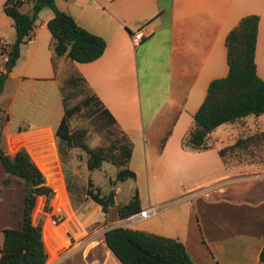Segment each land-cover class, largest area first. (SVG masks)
Segmentation results:
<instances>
[{
    "label": "crops",
    "instance_id": "obj_1",
    "mask_svg": "<svg viewBox=\"0 0 264 264\" xmlns=\"http://www.w3.org/2000/svg\"><path fill=\"white\" fill-rule=\"evenodd\" d=\"M54 1L77 24L103 37L105 45L99 56L86 62L55 54L45 25L52 12L46 6L38 10L32 36L20 44L2 81L0 114L7 116L2 127L5 152L25 147L41 171V163L58 164L53 131L62 114L61 82L79 75L131 141L126 166L134 171L133 179H138L145 165H160L180 182L168 189L173 205L164 209L161 222L145 231L180 240L196 264H264L258 259L264 243V144H248L252 153L234 151L226 162L217 152L239 131L264 128V112L253 116L251 122L245 116L244 124L232 123L237 131L228 142H218L211 131L207 148L190 149L180 142L208 81L226 73L224 36L244 14L258 16L253 58L257 76L264 78V0ZM23 4L30 9L31 0H24L18 6L20 11ZM137 28L143 34L133 41L131 33ZM0 36L6 42L14 38L12 20L4 13ZM4 59L1 52L0 70ZM17 62L21 65L15 69ZM37 82L48 84L34 89ZM123 83L127 94L122 95ZM50 92L52 101L58 102L55 122L49 120L47 98L42 104L40 99ZM32 94H37L36 100ZM35 106L44 108L39 122L33 120ZM136 189L140 208L145 207ZM92 217L85 215L86 227ZM105 229L86 228L78 242L69 240L68 263L121 264L104 243ZM78 250L79 257L73 255Z\"/></svg>",
    "mask_w": 264,
    "mask_h": 264
},
{
    "label": "trees",
    "instance_id": "obj_2",
    "mask_svg": "<svg viewBox=\"0 0 264 264\" xmlns=\"http://www.w3.org/2000/svg\"><path fill=\"white\" fill-rule=\"evenodd\" d=\"M23 1L0 0L2 11L11 18L14 27L13 40L6 42L8 47L0 70V91L3 78L19 54L20 44L32 36L34 19L38 10L44 6L52 12L45 25L51 35L50 44L55 54L65 53L71 59L86 62L103 51V37L77 24L70 14L57 7L54 0H31L30 12L18 9ZM257 19L255 13L244 14L226 32L224 45L227 71L208 81L205 94L192 114V123L181 138L182 146L190 149L207 148L211 146V142L207 141V133L218 124H244L245 116H257L264 112V78L257 76L253 58ZM66 80L70 84H76L82 77L70 75ZM91 101L96 104L98 112L106 118L108 124L114 123L113 116L95 95L89 94L80 103L68 105L67 98L62 94V114L53 131L62 163L64 147L76 145L87 153V169L99 166L106 159L117 166L115 180L133 179L134 171L126 166L131 141L121 130L120 136L114 137L106 146L89 147L81 138L84 129H69V116L80 105H87ZM6 118V115L0 114V168L4 173L1 181L8 184L12 176L17 178L22 185V195L16 223L0 227V264H44L47 252L42 239V221L40 218L32 221L31 210L37 195L43 196V207L49 209L48 202L53 190L45 182L42 171L25 147L19 146L12 152H5L2 127ZM168 130L161 137L160 144ZM261 142L264 144V128L250 132L241 130L231 143L219 146L217 152L222 161L226 162V157L234 151L248 150L247 152L252 153V148H247L248 144ZM84 193L99 206L103 214L113 204L114 190L110 188L101 193L89 177L86 179ZM138 209L139 196L134 187L129 198L117 206L116 212L119 216H126ZM103 240L121 264H196L189 257L183 243L174 237L126 225H114L103 231ZM258 259L264 261V243L259 249Z\"/></svg>",
    "mask_w": 264,
    "mask_h": 264
},
{
    "label": "rangeland",
    "instance_id": "obj_3",
    "mask_svg": "<svg viewBox=\"0 0 264 264\" xmlns=\"http://www.w3.org/2000/svg\"><path fill=\"white\" fill-rule=\"evenodd\" d=\"M56 1L58 3L61 2V0ZM20 9L24 12L30 11L28 4H23ZM3 13L0 10V17ZM20 65L21 63L17 62L14 68L17 69ZM62 72L64 71H60L59 77H61ZM46 84L48 83L37 82L33 87L34 89H39ZM60 91L67 98L68 105L80 103L85 96L91 94L82 80H78L76 84H70L67 80H64L61 82ZM124 93L127 94V86L125 83L122 85V95ZM31 96L33 100L37 99V94H32ZM44 97L42 95L40 98L41 104L47 98L46 101L51 106L49 120L55 122L53 112L58 108V102L54 103L52 101V92L47 97ZM43 111V107L36 109L35 106L33 120L37 122L42 120V116L44 115ZM252 117L253 115H247V121L251 122ZM68 126L70 130L84 129V135L81 138L89 147H104L114 137L120 136L119 129L114 123H107L106 118L98 112L96 104L93 101L87 105H80L69 116ZM236 131L237 127L235 124L224 122L211 130L210 134L218 142L221 140L225 143L233 139ZM53 141L58 164L55 166L52 164L46 165L45 163L40 164L43 167L42 173L45 177V182L53 190L48 202L49 209H44L43 207V196L37 195L31 210L32 221L35 222L39 218L42 221V239L47 252V259L44 264H70L67 259L68 244L72 241L69 240L76 239L78 242V238L85 235L83 229H100L114 225H126L135 229L146 230L158 225L161 222L164 209L173 205L172 201L168 199V189L169 187L170 189L175 186L177 187L180 182H178L177 177L174 175H167L162 166L156 165L150 167L145 165V169L139 171L138 179L125 178L123 180H115L114 175L117 166L114 163L104 159L100 162L99 166L87 169L85 165L87 153L84 149L76 145L68 148L64 147L62 163V159L57 151L55 137ZM3 175L4 173L0 168V227L16 223L22 195L21 182H18L17 178L12 176L11 181L8 184H4L1 181ZM88 177L94 186L99 187L101 193H105L110 188L114 190L113 204L104 216L101 214L99 206L84 193L86 179ZM67 181L68 183L66 184ZM136 186L139 189L141 200L145 203V206H157L158 212L147 218L130 223L123 220L125 216H119L117 214L116 208L129 198L133 188ZM5 207H8L10 212ZM175 207L178 206L176 205L172 208ZM94 209H98V211ZM95 212L97 213L95 214ZM87 213L90 217L93 216L89 227H86L84 222V217ZM1 240L2 232L0 231V242ZM73 255L79 257L80 250L76 251Z\"/></svg>",
    "mask_w": 264,
    "mask_h": 264
},
{
    "label": "built area",
    "instance_id": "obj_4",
    "mask_svg": "<svg viewBox=\"0 0 264 264\" xmlns=\"http://www.w3.org/2000/svg\"><path fill=\"white\" fill-rule=\"evenodd\" d=\"M142 34L143 33H142L141 28H137L131 33V39L133 41H138L141 38ZM7 47H8V45H7L6 41L0 36V53L2 52L5 54V49H7ZM157 212H158L157 206L148 205L145 207H141L140 209H138L135 212L127 214L123 218V220H126V221L131 223V222H135V221L147 218L151 215H154Z\"/></svg>",
    "mask_w": 264,
    "mask_h": 264
}]
</instances>
